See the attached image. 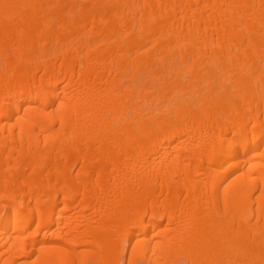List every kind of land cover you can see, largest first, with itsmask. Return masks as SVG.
<instances>
[{"label":"bare ground","instance_id":"1","mask_svg":"<svg viewBox=\"0 0 264 264\" xmlns=\"http://www.w3.org/2000/svg\"><path fill=\"white\" fill-rule=\"evenodd\" d=\"M0 264H264V0H0Z\"/></svg>","mask_w":264,"mask_h":264}]
</instances>
